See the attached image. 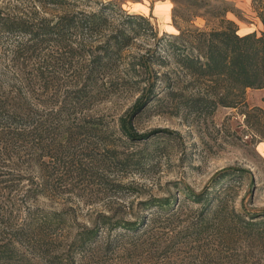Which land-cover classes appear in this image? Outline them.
Returning <instances> with one entry per match:
<instances>
[{"label": "rangeland", "instance_id": "rangeland-1", "mask_svg": "<svg viewBox=\"0 0 264 264\" xmlns=\"http://www.w3.org/2000/svg\"><path fill=\"white\" fill-rule=\"evenodd\" d=\"M97 1L115 3L121 15L108 30L78 33L72 53L51 47L28 63L36 76L29 98L39 111L57 112L67 91L84 85L99 45L131 14L132 0ZM5 4L32 18L98 9L0 0ZM263 8L264 0H175V33L147 16L153 29L98 76L88 101L62 114L48 140L22 144L10 157L0 153V243L16 241L32 264H52L53 257L63 264H264V89L228 93L225 80L188 73L167 41L176 37L190 50L196 33L229 21L240 34L260 33ZM96 119L104 137L68 136L69 128ZM184 192L225 199L219 207L212 199L215 212L201 220L205 200L187 202ZM154 200H170L177 216L150 220ZM118 221L138 223L141 232L107 252L117 231L105 222ZM20 227L23 238L15 235ZM80 239L88 248L77 249Z\"/></svg>", "mask_w": 264, "mask_h": 264}, {"label": "trees", "instance_id": "trees-1", "mask_svg": "<svg viewBox=\"0 0 264 264\" xmlns=\"http://www.w3.org/2000/svg\"><path fill=\"white\" fill-rule=\"evenodd\" d=\"M17 1L21 3L22 0ZM32 1L37 6H55L70 10L93 7V5H96L98 9L92 12H70L51 18H32L20 11L18 5L12 9L7 4L0 5V44L4 47L0 51L4 53L0 57V153H8L9 157L22 144L27 145L30 142L32 145H40L44 140H48V137L52 136L56 127L59 126L58 121L61 120L62 114L64 112L69 114L75 105L88 101L91 86L97 81L98 76L110 67L126 48L132 45L133 39L143 34L145 30L153 29L147 16L136 13L122 16L121 23L114 27L112 34L99 45V53L92 57L84 85L79 89L68 90L65 103L57 112L44 113L35 108L29 98L31 88L35 87L36 76L26 69L34 55H40L43 58L45 51L51 47H56V49L63 47L64 50L68 49L72 53L73 43L79 37L78 33L85 37L101 34L110 28L115 16L121 15L117 13L119 11L113 2ZM259 16L263 23L260 33L253 31L240 34L234 22L229 21V26L226 28L196 33L193 39L195 45L190 50H186L185 47L180 48L176 37L167 40L172 47L170 53L188 73L199 78H215L228 82V93H231L233 89L241 93H244L247 88L264 89V8ZM45 56L48 57V55ZM161 61L168 63L165 58ZM15 68L16 71H14ZM42 68L40 66L38 70ZM38 76L47 86L48 79L44 71H38ZM222 102L227 106L236 105L231 101ZM142 104L144 102L140 106ZM261 111L264 113V109ZM98 120H93L94 123L87 122L79 125L76 132L69 128L68 131L66 130L69 133L68 136L83 134L104 137L105 133L97 129L100 124ZM124 133L131 137L134 136L128 124L124 127ZM6 158H8L7 155ZM4 174L6 173H0V175ZM215 197L219 200L217 204L219 207L225 199L219 194L204 199V194L194 196L184 192V199H187V202L205 200L206 209L201 213V220L209 212H215L214 207L216 206L210 205V201ZM154 201L156 202L149 203L151 206H156L150 220L170 219L177 216L178 210L170 205V200ZM2 212L3 209L0 208V214ZM105 224V228L109 231H117L114 238L106 243L107 252L115 250L121 241L135 238L141 232L138 223L118 221L116 223L105 222ZM23 231V227L16 229V237L26 236ZM87 245L88 239H80L75 244L78 250L88 248ZM50 262L63 264L59 263L56 257L50 259ZM0 264H32V262L17 247L16 241L8 239L0 243Z\"/></svg>", "mask_w": 264, "mask_h": 264}, {"label": "crops", "instance_id": "crops-1", "mask_svg": "<svg viewBox=\"0 0 264 264\" xmlns=\"http://www.w3.org/2000/svg\"><path fill=\"white\" fill-rule=\"evenodd\" d=\"M174 1L175 0H132L128 3V10L131 13L149 16L163 31L175 33L177 31V26L174 22Z\"/></svg>", "mask_w": 264, "mask_h": 264}]
</instances>
